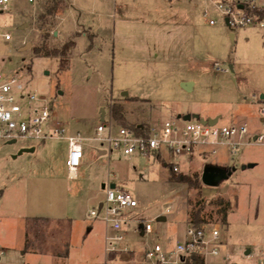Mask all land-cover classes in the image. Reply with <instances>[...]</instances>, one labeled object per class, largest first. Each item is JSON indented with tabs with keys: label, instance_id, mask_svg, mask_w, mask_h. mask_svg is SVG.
<instances>
[{
	"label": "rangeland",
	"instance_id": "1",
	"mask_svg": "<svg viewBox=\"0 0 264 264\" xmlns=\"http://www.w3.org/2000/svg\"><path fill=\"white\" fill-rule=\"evenodd\" d=\"M55 4L54 24L47 28L39 17ZM0 25L12 35L7 43L0 37L6 68L18 70L37 94L49 99L66 134L79 132L84 141L92 140L102 122L101 107L106 110L105 122L110 119L120 125L113 117L114 104L123 107L128 124L150 126L189 111L219 114L221 125L246 123L252 132H264L259 120L264 106V29L259 24L228 25L209 2L10 0L9 10L0 14ZM69 40L75 41V47L63 70L57 58L35 53V49L61 48ZM214 62L228 71L215 69ZM183 81L194 85L184 89ZM0 143L6 140L0 138ZM66 152L67 144L55 137L33 155L35 160H51L57 172L29 180L43 199L33 208L28 203L27 214L66 221L67 229L51 231L50 240L68 241L67 257L26 251L20 213L10 215L7 210L16 209L0 205V236L11 248L4 258L13 253L20 259L17 264H139L128 254L119 261L108 254L105 236L113 234L112 229L88 215L97 200H104L105 181L138 200V206L127 211L125 240L116 243L119 248L139 252L156 240L154 234L142 235L140 225L146 220L160 232L162 242L184 239L192 212L202 205L206 224L220 227L215 264H262L264 144H246L234 153L223 148L214 154L195 151L180 156L163 151L161 157L113 151L96 154L75 173L68 170ZM173 162L180 164L179 171H172ZM214 166L235 169L214 186L202 184V170ZM181 174L193 176L192 182L175 178ZM220 197L233 208L226 226L217 213L219 207L211 205Z\"/></svg>",
	"mask_w": 264,
	"mask_h": 264
},
{
	"label": "built area",
	"instance_id": "2",
	"mask_svg": "<svg viewBox=\"0 0 264 264\" xmlns=\"http://www.w3.org/2000/svg\"><path fill=\"white\" fill-rule=\"evenodd\" d=\"M33 2L34 0H29ZM220 11L228 25L244 26L259 24L264 29V19L259 18L254 9H264V0H206ZM10 0H0V14L9 10ZM209 16V9H204ZM210 23L215 20L210 19ZM0 37L6 42L11 40L10 32L0 25ZM6 58L0 56V138L6 141L35 139L43 142L50 138H61L68 144L66 165L70 173H75L82 164L83 141L79 133L66 134L59 125L47 97L37 94L30 87V80L15 69L6 68ZM213 67L222 70L218 62ZM228 71V68L223 69ZM222 70V71H223ZM105 118V117H104ZM260 123L264 127V106L261 107ZM140 131L130 126L117 125L104 119L95 129L92 140L98 141L107 152L118 151L125 155H154L161 157L163 151L174 156L190 155L195 151L216 153L219 148L234 153L243 145L259 142L264 144V132H252L246 124L221 125L205 123L199 119H165L154 125L142 127ZM142 130V131H141ZM173 171H179V163L173 162ZM138 206V200L130 192L117 187L107 186L105 197L100 205L89 210V216L103 220L113 231L106 234V252L121 258L131 255L139 264H188L193 255H200L203 264H215L213 259L220 254V227L215 224L187 226L184 239L162 242L160 232L150 220L142 222V235L154 234L155 241L146 244L136 252L116 243L125 240L123 225L126 224L127 211ZM1 243V242H0ZM134 251V252H133ZM0 244V260L5 255ZM133 252V254H131ZM264 254V251H263ZM264 264V260L260 261Z\"/></svg>",
	"mask_w": 264,
	"mask_h": 264
},
{
	"label": "crops",
	"instance_id": "3",
	"mask_svg": "<svg viewBox=\"0 0 264 264\" xmlns=\"http://www.w3.org/2000/svg\"><path fill=\"white\" fill-rule=\"evenodd\" d=\"M206 2L207 1L204 0V3ZM183 82H186V81H183ZM193 85L194 83L191 82L190 89ZM262 95H263L262 98H264V94ZM183 113H190V112L187 111V112H182V114ZM200 116L203 117L204 119L205 118H218L219 119L220 117L219 114H206L205 116L204 115H200ZM13 143L15 142L6 141L5 144L0 143V205L2 207H5L6 209L15 208L16 211L14 212H9V210H7L8 214L10 215L20 213L19 217L23 219V224H24L23 225L24 243H22L24 245L27 219L33 216H41L39 214L38 215L27 214L29 213L27 212V206H29L28 203L33 208L34 206H38L40 204L39 202H41V199H43L42 196L35 194L34 192L35 186L32 182L30 183L29 180L35 179L36 177L39 178L40 176L45 177L46 175L50 177L52 173H56L57 171L54 168L55 164L52 163L51 160L41 159L40 161V160H35V157H33V155H36L40 153V151L41 152L43 151V149L45 148V141L40 142V141L31 140V139H28V140L24 139V141L18 145H9ZM82 145L84 147L82 164L85 166L89 164L90 160L96 154L104 155L105 153H107L106 149H104L100 145L94 144L93 140L83 141ZM24 148L32 149V151L21 152L22 149ZM67 153H68V144H67L66 155ZM221 165H225V164H221ZM78 170L76 172H78ZM107 186L117 187L116 184L114 183L108 184L107 182L105 183L104 181L102 183V188H106ZM43 189L44 187L41 188V191H43ZM47 200H49V195H47ZM101 202H102L101 199L97 200L96 206L100 205ZM43 217H48V216H43ZM91 227H93V225L89 226L90 229ZM3 241H4L3 238L0 236V242L2 243L0 244L5 248L6 251L10 250L11 248H9V245H8L9 243L6 244ZM20 252L22 255L25 254V251H20ZM34 254L53 256L51 254L50 255L41 254V253H34ZM124 255H122L123 258L125 257ZM122 256L121 258L115 257V259H117L118 261L122 260ZM216 259L217 258L213 259V261L215 262ZM19 260L12 253L11 255L9 254L8 257L7 256L5 258L2 257V259L0 260V264H17L19 263Z\"/></svg>",
	"mask_w": 264,
	"mask_h": 264
},
{
	"label": "trees",
	"instance_id": "4",
	"mask_svg": "<svg viewBox=\"0 0 264 264\" xmlns=\"http://www.w3.org/2000/svg\"><path fill=\"white\" fill-rule=\"evenodd\" d=\"M57 5H53L51 8H48L47 11L40 15V20L42 21V25H46L47 28H51L54 24V17L56 15ZM255 13L259 16V18L264 19V9H254ZM49 16V17H47ZM75 47V41L69 40L65 42L61 48L56 47L55 49H35V53L44 57H53L58 59L59 70H63L67 62L69 61V56L73 48ZM113 117L114 119L122 126H130L139 130L137 126L140 123L128 124L126 118L123 114V107L121 105L114 104L112 107ZM148 127V125H143L142 127ZM142 131V130H141ZM226 169L230 170L233 167H226ZM173 171V169H172ZM174 172V171H173ZM175 178L183 183H191L193 176L181 174L175 176ZM198 182L201 183L200 179ZM197 182V181H196ZM197 182V183H198ZM195 183V182H194ZM195 183V184H197ZM203 184V183H202ZM218 201H211V205H215L217 208V213L222 216V224H228V215L231 211H233L232 204L229 200H225L223 198H218ZM203 207H199L197 210L192 212V220L190 223H193L196 226H202L207 223V219L201 216ZM66 221H57L50 219L48 217L43 216H33L29 217L26 222V235H25V250L41 253V254H51L53 257L58 258H66L69 251V242L61 241V242H52L51 243V231L58 230L62 233L66 228ZM52 226H54L52 228ZM55 228V229H54ZM188 264H203V258L200 255H193L191 259L188 261Z\"/></svg>",
	"mask_w": 264,
	"mask_h": 264
},
{
	"label": "water",
	"instance_id": "5",
	"mask_svg": "<svg viewBox=\"0 0 264 264\" xmlns=\"http://www.w3.org/2000/svg\"><path fill=\"white\" fill-rule=\"evenodd\" d=\"M226 22L228 23V19H226ZM181 85H183L182 87L184 89H187L189 90L190 89V83L189 82H182ZM126 95V93H125ZM263 96V95H261ZM106 110L104 107H101L100 108V118L101 120L104 119V117L106 116ZM192 117L194 118H197L199 119L200 121L202 122H205V123H210V124H213L215 122L218 121V118H203L201 117L200 115L198 114H194L192 115L191 113H186V114H179L178 115V118H182L184 120H190ZM12 142H16V141H12ZM23 151H32V149H29V148H24L22 149L21 152ZM248 166H253V164H249ZM235 168L233 167V169H226L225 167H217V166H214L213 168H204L202 170V175H201V179H202V183L207 185V186H214L216 184H218L219 182H221L223 179H226L229 175H231L232 171L234 170ZM160 220H164V217H160ZM250 253L249 249L248 251H246V254Z\"/></svg>",
	"mask_w": 264,
	"mask_h": 264
}]
</instances>
